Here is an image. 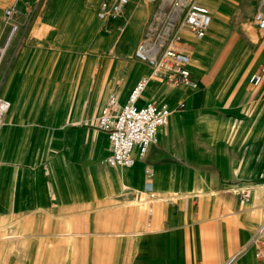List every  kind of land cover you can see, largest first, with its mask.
Wrapping results in <instances>:
<instances>
[{"label":"crops","instance_id":"0c3cea01","mask_svg":"<svg viewBox=\"0 0 264 264\" xmlns=\"http://www.w3.org/2000/svg\"><path fill=\"white\" fill-rule=\"evenodd\" d=\"M136 1L124 8L134 36L125 19L104 28L100 0L95 9L91 0H0V96L10 102L0 124V264H264V73L259 84L239 76L235 43L211 72L219 36L260 38L241 7L258 0H226L221 12L220 0H199L212 23L202 39L182 32L190 82L149 80L139 104L166 102L171 114L133 165L109 166L107 134L68 124L92 107L97 115L110 94L124 103L149 74L134 50L152 13ZM88 33L113 39L104 50L83 43Z\"/></svg>","mask_w":264,"mask_h":264},{"label":"built area","instance_id":"2783aa9c","mask_svg":"<svg viewBox=\"0 0 264 264\" xmlns=\"http://www.w3.org/2000/svg\"><path fill=\"white\" fill-rule=\"evenodd\" d=\"M129 0H101L96 14L104 19L105 25H113L122 16ZM167 5L170 9L164 13L165 22L152 36L144 38L135 47L134 56L150 68L148 75L141 77L133 86L124 103H119L114 94H110L95 116L94 126L107 134L109 153L105 163L111 167L131 166L137 158H143L151 144L156 143L160 130L167 124L171 109L166 102L150 101L139 104L138 101L150 79L160 78L170 85L190 82L189 63L193 49L184 45L183 31L193 34L196 39L206 36L212 23L210 9L199 0H144ZM16 9L12 6L4 10V17L12 18ZM162 15V16H163ZM161 16V17H162ZM160 17V18H161ZM257 27L264 30V11L257 8L254 12ZM160 20V19H159ZM119 26V25H118ZM17 25L12 24L11 30ZM264 66L250 77V81L259 84ZM10 108V102L0 96V124L4 114ZM150 178L149 166L144 170ZM150 184L147 183L146 190ZM246 196V195H243Z\"/></svg>","mask_w":264,"mask_h":264},{"label":"rangeland","instance_id":"374dc122","mask_svg":"<svg viewBox=\"0 0 264 264\" xmlns=\"http://www.w3.org/2000/svg\"><path fill=\"white\" fill-rule=\"evenodd\" d=\"M91 2H92V8L95 9L96 5H97V0H91ZM136 2L139 3V4L140 3L141 4L145 3L144 0H137ZM259 2L260 1L258 0V2L256 4H254L252 7H250V5H246V4H243V5L241 4L242 5L241 7H242V9H243V11H244V13L246 15H248V14L251 15L252 23L250 24V28H251L253 33L255 32L253 34V37L257 38L258 37L257 35H261V36H259L260 38L257 41H255V42H250V41H254V39L252 37L247 36L244 31L236 32L234 30H233V32L231 33L230 36L227 35V34H226L227 36L226 35L225 36H219L217 42H218V45H219L220 52H219L218 56L216 57V59H214V61H213V66L211 68V72L216 71V69L221 64L222 60L224 59L225 55L228 53L230 48L234 46V43H235V46L237 48V50H236L237 54H236V59L234 61V66H235V69L239 71V74H240L239 76H241V77H245V76L251 77L252 74H254L255 72L260 70L261 65H264V59L263 60H261V59L259 60L261 54L264 52V31L257 27V24H256L255 19H254L255 10L257 8H261L259 6ZM155 6H158V4H154V7ZM262 7H264V6L262 5ZM156 9L154 10V13L156 12ZM169 10L170 9L168 8V6L164 5V13H168ZM215 12H217V11L214 10V13ZM220 12H221V10H220ZM154 17L155 16L151 17V20L149 21V24H151V26L155 27V29H153V30L149 29L147 31V33L145 34V36L143 37V39L152 36L157 30H159L161 28V26L165 22V15H163L160 18V20H158V21L156 20L155 22H154V20H155ZM122 18H123V14L121 16V19ZM130 18H134V17L130 16ZM147 22L148 21L146 20L144 25ZM153 22H154V24H153ZM216 22H219L220 24H229V20L228 19L220 20L218 18H215L214 19V25H215ZM253 27H254V29H253ZM104 28L106 30L115 29V27L112 26V25H105ZM211 31L212 32H216V29L214 28V26H213ZM209 34L210 33H208V35ZM136 43H135V45H136ZM93 66H94V68H97V66H98L97 62H95L93 64ZM75 109L76 108H74V107L71 108L72 114H73V111ZM93 112H94V107H92V109H91V111L89 112L88 115L83 116V117L79 118L78 120H73L72 118H70V121H69L68 124L69 125H73L74 124L76 126H81V125L90 126V127H94L95 129H97L93 125L94 122H95V116H96L95 113L93 114ZM97 130H99V129H97ZM35 133L31 132L30 134H32V136H33V135H35Z\"/></svg>","mask_w":264,"mask_h":264},{"label":"bare ground","instance_id":"6f19581e","mask_svg":"<svg viewBox=\"0 0 264 264\" xmlns=\"http://www.w3.org/2000/svg\"><path fill=\"white\" fill-rule=\"evenodd\" d=\"M101 1V0H100ZM201 1H203V0H201ZM260 2H259V6L260 7H262V5H264V0H259ZM100 3V2H99ZM128 3H129V1H128ZM128 3H127V5H128ZM154 4H158L157 2H149L146 6H147V11H148V9H149V13H152V16H155L154 18H155V20H154V22L157 20H159L160 19V17L163 15V12H164V8H163V5L162 4H158V6H157V9H156V12L154 13ZM219 5H220V8H221V11H224L225 10V8L227 7L226 6V0H220V3H219ZM153 10V11H152ZM125 11L123 10V18L122 19H125L128 23H130V25H131V31H132V34L135 36V35H137V32H136V30L132 27L133 25H135L136 23H138V22H136V19H134L135 17L134 16H132V17H134V18H130V15L128 16V14H126V13H124ZM97 15V14H96ZM95 14L93 13L92 14V16H91V18H90V22H89V24L90 23H92V21L93 20H95ZM99 20H102V21H104V19H100L99 18ZM154 22H153V24H154ZM92 25V24H91ZM90 25V26H91ZM100 29V28H99ZM152 29H155V27H153L152 26ZM249 29H251L250 27H249ZM107 36V35H106ZM106 36H104L103 34H99V33H97V34H91V33H88L87 35H86V42H83V43H88L89 42V40H92V43L94 44V43H97V42H99V43H104L105 44V47H104V50H107L108 49V47H109V45H110V43L112 42V39L113 38H109L107 41H105V39L106 38H108V37H106ZM103 41V42H102ZM109 44V45H108ZM95 45V44H94ZM121 53H122V51H121ZM146 87H147V85H146ZM146 87L144 88V90L146 89ZM144 90H143V92H144ZM151 97V96H150ZM139 102H141L140 100H139ZM138 102V103H139ZM145 103H147V102H145Z\"/></svg>","mask_w":264,"mask_h":264}]
</instances>
